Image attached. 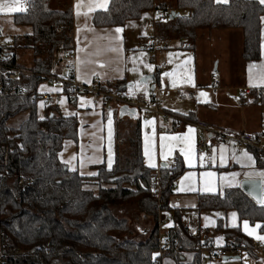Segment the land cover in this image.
<instances>
[{
	"label": "trees",
	"instance_id": "1",
	"mask_svg": "<svg viewBox=\"0 0 264 264\" xmlns=\"http://www.w3.org/2000/svg\"><path fill=\"white\" fill-rule=\"evenodd\" d=\"M164 6L180 14L156 22L158 39H176L192 47L201 29H239L241 58L259 59V18L264 14L259 0H111L92 22L97 27L122 26ZM13 24L31 30L9 49L0 47L4 62L32 74L16 81L0 77V264H151L159 245L160 214L169 210L171 185L184 166L176 159L174 168L159 170L161 197L155 198L151 183L156 170L144 165L139 125L132 124L128 140L121 139L119 132L116 136L121 142L111 168L95 165L98 175L91 176L69 170L58 152L64 138L76 139L77 118L63 115L56 105L47 106L45 117H38L41 79L36 74H56V57L72 48V11L56 9L52 0H29L27 11L15 14ZM16 48L31 49L29 67L17 61ZM100 87L121 90L126 86L117 81ZM24 112L28 114L18 125H8ZM257 160L264 166L259 153ZM130 205L152 223L142 237L131 236L134 229L128 216L114 213V207ZM198 208L236 210L241 220L260 224L259 231L264 232V205L255 203L240 187L226 189L222 195L201 196ZM171 219L168 236L177 240L181 250L192 252L193 240L179 212L173 210ZM222 230L237 242L252 241L239 227ZM182 254L172 256L179 260ZM192 264H199L197 255Z\"/></svg>",
	"mask_w": 264,
	"mask_h": 264
},
{
	"label": "crops",
	"instance_id": "2",
	"mask_svg": "<svg viewBox=\"0 0 264 264\" xmlns=\"http://www.w3.org/2000/svg\"><path fill=\"white\" fill-rule=\"evenodd\" d=\"M111 0H107L105 8L89 10L93 0H52L56 9L69 8L72 11V48L76 54L73 61L56 58L59 62L56 73L67 74L74 72L78 81L88 83L97 77L100 85L108 82L121 81L125 89L134 90L141 95L153 94L161 101L163 108L185 119H200L211 123L215 127H226L242 132H261L264 129V99L258 93L264 92V14L260 20V56L254 61L241 58L243 35L239 29L213 30L201 29L196 32L192 47H186L185 42L176 39L164 40L156 51L155 64H164L165 68H156L148 60L146 42L155 37L157 14L152 10L145 11L138 19L126 21L122 26L93 25L92 19L96 12L105 10ZM217 1V0H215ZM261 2V0H259ZM9 0H0V3ZM29 2V0H28ZM80 7L77 8L76 5ZM264 4V3H262ZM28 3L25 5L27 9ZM175 11V10H173ZM176 12V11H175ZM79 13V14H78ZM180 14L179 12H176ZM16 12H0V47L9 49L16 44L17 39L30 33L27 26L14 25ZM174 15V14H172ZM171 15V16H172ZM175 16V15H174ZM121 28L117 33L115 29ZM4 29H11L4 34ZM157 38V37H155ZM158 39V38H157ZM112 49H115L113 51ZM18 48H16L17 52ZM146 65H151L149 71ZM170 73L171 75H165ZM79 76V78H78ZM212 76L219 78L215 87ZM251 80V83H250ZM139 85V86H138ZM175 85V86H173ZM131 86V87H129ZM215 87V89H214ZM247 88L246 94L240 91ZM52 87L46 83L40 84L39 93H52L56 97V106L65 116L77 118L76 139L64 138L58 159L71 171H78L83 176L95 173L93 166L105 164L109 167V154L111 152V165L115 161L118 140V123L123 127L139 125L140 147L143 163L148 167V157L145 156L147 148L156 165L150 167L154 170L169 168L179 159L184 166L183 172L174 182L176 188H171L168 200L169 210H163L159 222L163 231L171 226L172 211L179 212L181 222L188 231L199 227L204 240L212 239L222 246L230 240L222 230L223 227H239L240 231L252 241L258 240L256 236H264L259 231L260 224H251L241 220L233 209H200L199 199L206 195H222L229 188L231 173H238L235 181L241 188V183L248 178L245 173L264 171V166L257 160V151L252 148L237 149L234 143L227 140H217L210 134H203L191 127L194 131L188 132L189 127H181L172 133L159 132V120L147 119L151 124L140 118L138 109L122 104L91 105V96L79 95L71 99L64 93L51 91ZM203 92L205 95L200 96ZM45 106L41 100L37 103L39 118L46 115ZM109 112H111V125H109ZM120 133H128L122 128ZM164 137V154L167 159L161 158L160 138ZM179 137V139H172ZM205 139V146L199 151L196 145L199 140ZM171 147V152H169ZM190 152L191 164L185 160L180 149ZM247 151L254 159V167H241V162H251L242 158L241 154ZM224 156L223 165L221 156ZM260 155V154H259ZM203 156V160L201 157ZM261 157V156H260ZM262 158V157H261ZM214 173L211 177V191L207 190V177L201 174ZM224 177V179H221ZM251 180H260L253 175ZM190 189H195L191 191ZM235 214V215H233ZM158 222V223H159ZM247 222L249 230L255 229L253 236H249L244 229ZM219 224L222 228H219ZM139 232L142 237L150 229ZM194 252H184L179 260L172 254L160 259L158 264H192ZM238 259L236 264H264V253L260 251L242 252L227 259H211L206 264H224L222 261Z\"/></svg>",
	"mask_w": 264,
	"mask_h": 264
},
{
	"label": "built area",
	"instance_id": "3",
	"mask_svg": "<svg viewBox=\"0 0 264 264\" xmlns=\"http://www.w3.org/2000/svg\"><path fill=\"white\" fill-rule=\"evenodd\" d=\"M173 9L168 6L158 7L153 9V14H157L155 22H166L170 18ZM60 27H58V30ZM164 40L151 37L146 42V51L148 52V60L156 68H165L164 64H155L156 51L162 47ZM76 54L74 51H62L61 58L73 61ZM4 51H0V77L7 81H16L20 76L31 75L27 69H23L18 66H11L4 62ZM40 79L41 83H46L48 86L56 89L58 93H64L71 99L76 98L79 95L91 96V105L96 107L99 103L102 105H118L122 104L128 107H134L138 109L140 118L147 121L159 120L161 126L158 128L159 132L172 133L176 129L181 127H193L203 134L207 133L217 138V140H227L236 146L237 149L252 148L257 151L262 158H264V129L261 132H242L236 129H230L226 127H215L209 122L200 119H185L166 111L161 101L153 95L146 94L141 95L134 90H107L101 89L100 82L97 77H93L88 83L80 82L74 75V72L56 73V74H36ZM214 86H217L219 78L216 76L211 77ZM214 87V89H215ZM2 84L0 82V89ZM24 89H20L19 92H23ZM240 91L244 94L249 92L247 88H241ZM258 97L264 99V92H259ZM39 98L43 102L45 107L56 105V97L52 93H39ZM205 146V139L199 140L196 145V149L199 151ZM175 164L170 165V168H174ZM159 170L155 171L152 178L151 190L152 195L155 198L160 199L161 180L159 179ZM176 184L173 183L171 188H176ZM160 223V222H159ZM188 236L192 238L193 245L191 251L197 255L199 264H206L211 259L222 258L225 256H236L240 252L260 251L264 253V242L260 240H254L249 243L237 242L234 239L228 240L222 246L217 245L212 239L204 240L201 236V229L199 227L193 228L188 231ZM159 245L155 251L153 261L151 264H156V259H162L169 254H179L185 251L181 250L177 244V240L172 241L168 236L166 230L163 231L161 223L159 224Z\"/></svg>",
	"mask_w": 264,
	"mask_h": 264
},
{
	"label": "snow or ice",
	"instance_id": "4",
	"mask_svg": "<svg viewBox=\"0 0 264 264\" xmlns=\"http://www.w3.org/2000/svg\"><path fill=\"white\" fill-rule=\"evenodd\" d=\"M218 3H227V0H217ZM28 3V0H9V2H4V3H0V12H9V13H12V12H16V13H23V12H26L27 9L25 7V5ZM261 3H264V0H261ZM107 5V0H93L92 3L89 4V10L90 11H94L96 8H105ZM77 8L80 7L79 4L76 5ZM79 14V13H78ZM115 31L117 33H120L122 31L121 28H117L115 29ZM264 47V46H262ZM113 51H115V49H112ZM149 69V71L152 70V66L151 65H146ZM165 75H171L170 73H166ZM79 78V76H78ZM250 83H251V80H250ZM139 86V85H138ZM175 86V85H173ZM131 87V86H129ZM51 91H55V89H52ZM205 94L203 92L200 93V96H204ZM109 125H111L112 121H111V112H109V121H108ZM146 123L148 124H151L152 122L151 121H146ZM194 130L189 127L188 128V132L189 133H192ZM172 139H179V137H173ZM165 145H164V137H161L160 138V149H161V158L162 159H167V156L164 154V149ZM171 147H169V152H171ZM180 152L182 155L185 156V160L191 164V160L189 159V156H190V152L189 153H185V150L183 148L180 149ZM145 156L148 157V166L149 167H155L156 165L152 162V157H151V154L149 153L148 149L146 148L145 149ZM242 158L246 159L247 161L251 162L250 164H246V163H243L241 162V167H254L255 165V161L253 159V157L247 152H243L241 154ZM201 160H203V156L201 157ZM223 162H224V156L222 155L221 156V164L223 165ZM109 168H111V152L109 154ZM89 175H98V173H89ZM214 175V173H207V174H201V178L204 179L205 177H207V190L208 191H211V177ZM232 179L229 181V184L228 186L229 187H233V186H236L238 187L239 184L235 181V177L238 175V173H231L230 174ZM255 175V176H258L260 178V183H261V195L259 197H256L255 194L253 193H250L252 195H254V198L257 199V203L258 204H261V205H264V171H261V172H256V173H248L246 172L245 173V176L248 178V179H251L252 176ZM221 179H224V177H221ZM191 191H195V189H190ZM235 215V214H233ZM244 229H245V232L249 235V236H253L254 233H255V229H252V230H249L248 228V224L247 222H245L244 224ZM256 239L264 242V236H256L255 237Z\"/></svg>",
	"mask_w": 264,
	"mask_h": 264
},
{
	"label": "rangeland",
	"instance_id": "5",
	"mask_svg": "<svg viewBox=\"0 0 264 264\" xmlns=\"http://www.w3.org/2000/svg\"><path fill=\"white\" fill-rule=\"evenodd\" d=\"M11 32L12 33V30L11 29H8V30H5L4 29V34H7ZM23 42V41H21ZM17 61L22 64L23 66H26V67H29L31 65V58H32V55H31V49H27V48H18L17 50ZM60 55V54H58ZM59 64L57 58L55 59L54 63H53V68H56L57 65ZM43 84V83H42ZM45 84V83H44ZM28 113L24 112V113H21L19 114L17 117L11 119L9 122H8V125L9 126H16L18 125V123L24 119L26 116H27ZM117 128H118V132H119V136H121L120 138L123 139V138H126V140H128L130 138V136H132V130H133V127L129 126V127H123V124L121 123H118L117 125ZM123 129L126 130V132L128 131V133H120V131ZM121 142V141H120ZM119 207H114L113 210H114V213H116L117 215H121V214H125L127 217V220L129 221V223L132 225V229L133 230V233L131 234V236L133 237H137L136 236V233H141V230H145L147 231V229L151 227L152 223H150V220H147L146 218H144L143 216H141L137 209L133 206H126V207H121L120 209H117ZM140 236V235H139ZM239 254V253H238ZM237 254V255H238ZM243 255H246V252L243 251L242 252V256ZM233 257V256H230V258ZM239 260L236 259H228V260H225V261H222L221 263H224V264H236ZM251 264V263H249Z\"/></svg>",
	"mask_w": 264,
	"mask_h": 264
},
{
	"label": "water",
	"instance_id": "6",
	"mask_svg": "<svg viewBox=\"0 0 264 264\" xmlns=\"http://www.w3.org/2000/svg\"><path fill=\"white\" fill-rule=\"evenodd\" d=\"M172 14L177 15L175 11H172ZM171 14V15H172ZM241 189L243 192H245L250 198L257 203V199L254 198V195L250 194L253 193L255 194L256 197H259L261 195V183L260 180H245L241 183ZM258 204V203H257ZM229 258L228 256H225L224 259Z\"/></svg>",
	"mask_w": 264,
	"mask_h": 264
}]
</instances>
